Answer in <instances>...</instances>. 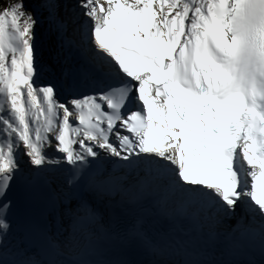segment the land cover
I'll return each mask as SVG.
<instances>
[{
	"label": "snow or ice",
	"instance_id": "6c2138e0",
	"mask_svg": "<svg viewBox=\"0 0 264 264\" xmlns=\"http://www.w3.org/2000/svg\"><path fill=\"white\" fill-rule=\"evenodd\" d=\"M0 264H264V0H0Z\"/></svg>",
	"mask_w": 264,
	"mask_h": 264
},
{
	"label": "bare ground",
	"instance_id": "6f19581e",
	"mask_svg": "<svg viewBox=\"0 0 264 264\" xmlns=\"http://www.w3.org/2000/svg\"><path fill=\"white\" fill-rule=\"evenodd\" d=\"M41 31L43 32L42 29H41ZM42 38H43V37H42ZM45 39H46V38H45ZM44 55L47 56V52H46V51L44 52ZM229 223H231V221H230Z\"/></svg>",
	"mask_w": 264,
	"mask_h": 264
}]
</instances>
